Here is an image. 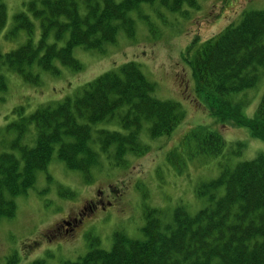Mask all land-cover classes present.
<instances>
[{"label":"trees","instance_id":"1","mask_svg":"<svg viewBox=\"0 0 264 264\" xmlns=\"http://www.w3.org/2000/svg\"><path fill=\"white\" fill-rule=\"evenodd\" d=\"M145 5L181 15L187 14L184 8L198 7L196 0H24L5 39L25 35L26 41L17 49L0 48V92L8 89L5 72L38 85L39 71L58 75L59 66L82 71L75 48L104 54L122 30L134 37V14L140 15ZM5 10L0 2V33L8 25ZM237 20L190 55L197 96L206 95L215 114L235 109L231 97L253 90L264 76V8L246 9ZM155 86L130 61L34 112L15 107L0 129V219L15 217V198L34 187L37 174L46 172L55 157L90 181L101 158L127 168L129 157L145 156L150 145L143 134L151 141L173 135L185 113L176 101L156 98ZM235 123L264 141V94L254 116ZM221 135L212 126L192 127L168 162L184 156L189 161L204 155L221 158L226 152L239 157L241 151ZM219 168L218 178L198 183L196 195L204 206L196 213L181 205L168 217L149 209L142 237L117 230L110 250L91 237L83 257L62 264H264V153L234 165L223 161ZM67 191L61 195L74 196ZM17 261L11 255L4 264Z\"/></svg>","mask_w":264,"mask_h":264},{"label":"rangeland","instance_id":"2","mask_svg":"<svg viewBox=\"0 0 264 264\" xmlns=\"http://www.w3.org/2000/svg\"><path fill=\"white\" fill-rule=\"evenodd\" d=\"M196 1L197 9L184 8L186 15L145 5L140 15L134 14V37L122 30L117 43L107 47L104 54L76 47L74 55L82 63V71L75 72L65 66H59L58 75L39 71L38 85L28 83L16 73H4L8 89L0 92V129L11 120L15 107L24 106L27 113L34 112L42 104L74 95L88 82L129 61L138 63L146 77L155 82L156 98L179 103L185 120L168 138L151 141L143 134L150 145L149 152L142 157H129L127 168L114 167L110 160L101 158L100 165L91 172L90 181L80 172L68 170L55 157L46 172L37 174L34 187L15 198V217L0 219V264L11 255L18 257V264L36 260L46 264L76 261L91 249V237L100 238V247L110 250L112 235L117 230L140 238L149 209L163 210L168 217L181 205L194 214L204 206L195 189L201 180L209 182L219 177L220 162L234 165L264 153V141L235 123V119L254 116L264 94V76L253 90L231 97L235 109L225 108L215 114L207 96L206 99L197 96L190 57L197 45L236 23L246 9L264 8V0ZM0 2L5 4L8 14V25L0 33V48L17 49L26 41L25 35L6 40L5 34L24 0ZM200 125L218 130L241 155L232 157L226 152L221 158L204 155L192 161L184 156L169 163V153L179 147L181 137ZM67 189L74 196L61 195Z\"/></svg>","mask_w":264,"mask_h":264},{"label":"flooded vegetation","instance_id":"3","mask_svg":"<svg viewBox=\"0 0 264 264\" xmlns=\"http://www.w3.org/2000/svg\"><path fill=\"white\" fill-rule=\"evenodd\" d=\"M102 205V204H101ZM91 206H93V207H96V205L94 204V203H92V205ZM70 218V217H69ZM74 221H78L77 219H75Z\"/></svg>","mask_w":264,"mask_h":264}]
</instances>
